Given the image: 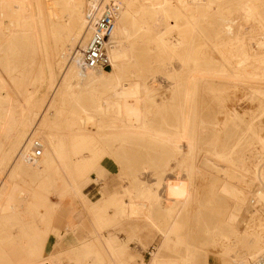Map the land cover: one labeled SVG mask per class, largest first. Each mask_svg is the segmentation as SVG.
Instances as JSON below:
<instances>
[{"label": "bare ground", "instance_id": "6f19581e", "mask_svg": "<svg viewBox=\"0 0 264 264\" xmlns=\"http://www.w3.org/2000/svg\"><path fill=\"white\" fill-rule=\"evenodd\" d=\"M92 2L54 0L52 11L41 0H0V138L4 140V146L3 142L0 144L1 233L19 234L16 230L8 232L3 221L18 216L27 207L37 212L42 201L64 186L67 200L83 198L91 209H102L110 203L114 205L116 221L134 220L143 222L146 229H153L160 242L145 264H195L190 244L181 235L178 218L190 191L183 179L167 180L160 170L150 185L134 172L132 184L122 188L121 196L111 194L94 203L82 197L79 185L90 180L97 161L92 146L95 139L130 143L132 161L139 157L141 148L177 159L187 150L194 152L197 96L204 85L213 90L211 82L222 79L257 91L255 85L264 84V0H94V20L112 2L119 7L108 48L111 66L107 71L82 73L75 61L90 36L89 27L93 23L87 21L86 12ZM236 15L241 16L244 26L249 24V36L242 31L243 25L237 22ZM204 23L212 25L224 42L218 49H226L220 67L204 62L205 66L193 56L196 41L204 39L201 30ZM145 40L149 45L138 50ZM153 51L166 62L154 66L150 58ZM65 62L66 76H63ZM159 71L170 82L168 103L157 104L155 89L146 86L144 73H149V80L157 78ZM4 78H8V84ZM100 88L107 89L103 97L95 95ZM16 96L21 103L14 100ZM85 98L88 106L81 103ZM11 99L18 112L10 108ZM65 112L72 122L63 127ZM244 128L259 144L254 169L239 174L235 168L218 166L225 178L251 188L245 202L233 191L231 200L238 205L236 214L229 211L215 228L217 239L226 241L223 249L230 259L227 264H256L264 253L263 238L246 230L240 233L236 228L240 208L249 218L256 212L264 213V138L252 123H245ZM35 138L40 140L43 158L28 161ZM191 159L183 160L180 166L187 179L195 173ZM148 161L149 167L159 168L151 158ZM238 162L245 170L240 158ZM22 164L37 166L35 170L41 178L34 186L17 184V169ZM77 169L81 173L75 176ZM78 175L79 181L75 179ZM95 228L96 243L102 241L108 254L114 256L116 241L98 233L102 228L97 221ZM147 238L144 234L138 240L143 250L150 244ZM192 249L199 252L195 247ZM0 250L8 264L15 263L4 249ZM81 250L79 244L78 252H74L79 257L72 259L74 264H94L88 246ZM161 253L172 256L161 257Z\"/></svg>", "mask_w": 264, "mask_h": 264}, {"label": "rangeland", "instance_id": "374dc122", "mask_svg": "<svg viewBox=\"0 0 264 264\" xmlns=\"http://www.w3.org/2000/svg\"><path fill=\"white\" fill-rule=\"evenodd\" d=\"M41 2L44 5L46 4L47 8L53 11L54 0H41ZM44 15L47 16L48 12H45ZM235 17L238 18L237 22L239 23L240 21V24L243 25L242 31L249 36V24H245L246 26H244V23H241V16L236 15ZM202 26H204V28L201 29L203 30L204 39L196 41V51L193 56L203 64L206 62L209 66L217 65L220 67V61L226 49L223 50L222 48L221 51H218V49L224 42L221 41V36L214 31L212 25L204 23ZM212 43L216 46L212 45ZM148 45L149 43L145 40L137 49L143 50V48H146ZM210 47H212V49ZM150 58L153 59L154 66L157 67L166 62L157 51L150 53ZM66 62L62 65L61 72L63 76H66L64 73ZM69 62L70 59L68 60V63ZM144 68H147V66H144ZM23 70L24 69H22V71ZM157 75H159L157 78L153 77L148 80L149 73L145 72L144 78L147 82L146 86L155 89V101L157 104L163 101L168 103L170 99V82L165 80L164 72L159 71ZM30 77L32 76L27 75V78ZM27 78L25 81H27ZM4 79L8 84V78ZM211 83H213V90H210L209 86L204 85L197 96L196 116L194 119V126L196 128V146L194 152L187 150L184 152L183 156L172 159L166 156L164 157L163 153L141 148L139 157L132 161L130 157L133 146L130 145V143H121V141H115L111 138H97L92 143L97 161L91 169L89 176L90 182H86V185L82 182V193L85 199L87 202L94 203L102 197H108L111 194L116 193L118 196H121L123 194L122 188L125 186L129 187L130 184H132L133 178L131 174L134 172L141 181L147 182L150 185L154 183L156 179L155 175L160 170L165 172V179L167 180H176L177 178L183 179L182 181L186 182L190 191L188 192V198L185 204L180 208L178 218L182 224L181 235L190 244V253L196 260L195 264H227L230 262L229 256L223 249V245L226 244V241H219L217 239L215 228L219 227V223L225 219L229 211H234L236 214L238 205H234L231 200L233 191L238 194L240 200L244 198L245 202V198L247 197L246 194L250 193L251 188L247 187L246 184H238L235 179L225 178L220 171V167L225 165L230 169L235 168V171L242 174L247 171V169L253 170L254 165L257 164L256 152L259 151V144L253 140L252 136L245 130V123H252L257 128L258 135L264 138V84H256L255 86L258 90L252 92L248 86L239 83L237 85L234 81L218 79ZM215 89L217 92L214 91ZM106 94L107 89L105 88H100L97 93H95L98 97L101 95V97H103ZM14 100L21 103V99L18 96H16ZM14 100L11 99L9 101L12 104L10 108L12 111L18 112L19 108L15 107ZM81 103L83 106H88V99H83ZM66 106L68 107V105ZM66 106H64L65 111H67ZM64 117L67 119L66 122L63 123V127H66V125H70L72 121L70 114L66 112ZM2 142V146H4V140L0 138V144ZM146 153H148L149 158L146 156ZM189 157H192L191 161L195 167V173L187 179L186 174L180 169V166L183 160ZM42 158L43 156L41 155L38 161H41ZM150 158L159 168L148 166V164H150L148 159ZM239 158L242 160L245 170L240 167L238 162ZM235 159L237 161H235ZM74 162H76V158ZM178 163H180V165ZM101 164H111L113 170L111 172H106V170L101 167ZM141 167H146V170L141 171ZM35 168H37L35 164L20 165L17 169V184L23 185L25 183L29 186H34L38 179L41 178V176L37 174ZM76 171L78 172L73 173L75 176L77 173H81V169H77ZM75 179L79 181L81 177L78 175ZM83 180L85 179H82V181ZM234 181L236 185H234ZM163 191V189L160 190L161 196L163 195ZM81 203L84 209L80 205L77 211V216L80 218L79 225L73 227H69L67 224L69 217L66 214V210L62 213L57 211L52 216V219L49 220V217H44L42 218L43 222H40L38 218L34 217L35 211H30L28 207L24 208L20 211L21 213L18 216H12L10 219L13 222L12 224H15L19 218L32 221V228L35 230L32 243L38 248L36 247L37 249L35 252H31L29 255H35L27 256L25 258L27 261L22 259L24 254H22L20 249L26 247V243L20 242L18 240L19 234L15 232L14 236L2 234L1 226L0 249H4L5 253L13 260V263L15 261L14 264H74L72 260L74 257H69L68 254L74 253L72 250H77L81 243H79L78 246L75 245L77 248L74 246L65 248L61 243L62 239L70 233L75 236L78 235V240L84 242L81 244L82 250L84 246L87 245L88 249L93 252L94 264H124L119 259L121 254L117 252V250H119V244H127L128 250L135 254H139L138 258L130 262L131 264H142V262L148 263L150 261L151 254L158 248L160 238L154 237V240L151 241L148 248L143 250L138 243L142 235L141 230L144 227L143 222L140 223L132 220L119 223V221H116L113 217L114 205L110 203L104 204V208L102 209H91L88 205L84 204L82 200L79 204ZM44 205H46V207L49 206V208L57 206L53 196H50L47 201L43 202L42 206ZM237 214V219L239 220L236 223V228L240 233L246 230L264 239V213L260 214V212H258L257 214L256 212L249 218L242 213V209L240 208ZM96 221L98 227L100 226L102 228V231H98V233H102L105 238H113L115 236L119 242L128 240L127 243L116 242L113 244V251L115 250L114 256L108 254L102 241L96 243L94 239L97 233L95 228ZM80 223H83V225L80 226ZM14 227L16 228L14 225L10 227L8 232L13 231ZM80 231L84 233L83 237L80 236ZM50 236L56 237L58 243L55 245L54 254L49 253V256H44V246ZM131 237H133V240H129ZM15 241L17 242L16 247L19 249V254H22L20 257L13 252L6 251L4 247L6 243L13 245ZM41 245L43 247H41ZM115 246H117V248ZM193 247L197 248L199 252L196 253L195 250L192 249ZM263 249L264 246L262 247V250ZM160 256L171 257L172 255L161 253ZM0 264H8L1 250ZM238 264L241 263L238 262Z\"/></svg>", "mask_w": 264, "mask_h": 264}, {"label": "crops", "instance_id": "0c3cea01", "mask_svg": "<svg viewBox=\"0 0 264 264\" xmlns=\"http://www.w3.org/2000/svg\"><path fill=\"white\" fill-rule=\"evenodd\" d=\"M101 167L103 169H105L106 172H111L113 170L111 164H101ZM89 182H90V180L87 181V183H89ZM87 183L84 182V185H86ZM79 188H80L79 190H80L82 197H84V194L82 193L83 183H81V185H79ZM63 190H66V189H64V186H61V187L55 189L51 195L55 198V202L57 204L56 207L49 208V206L46 207V205L42 206L43 202L48 200V198H49L48 197L44 201L41 202V204H40L41 208L35 213L36 216H34V217L38 218L40 222H43L42 218L49 217L48 219L50 220V219H52V216L57 211L59 213H62L63 211L66 210V212H67L66 214L69 217V221L67 222L68 226L73 227V226L79 225L80 218H78V216H77V214H78L77 211H78V208L80 207V205H81V207H83V209H84V206L82 203L79 204L80 203L79 199L70 198L67 200L66 194L64 193ZM82 201H83V198H82ZM122 222H129V221H119V223H122ZM12 223L13 222L11 221V219H5L3 221V224L6 228V230L10 229V227H12L13 225L16 226V228L14 227V230L20 232L18 240L20 242L26 243V247H22V249H20L22 254H24L22 259H25L27 256H32V255L34 256L35 254L29 255L31 252H35V250L38 248L35 244L32 243L33 242L32 240L34 238L33 235L35 234V231L32 228V221L31 220L30 221L25 220L24 218H22V219L19 218V220H17V222L15 224H12ZM98 223H99V221H98ZM81 225H83V223H80V226ZM143 226H144V224H143ZM141 233H142V235H144V234L148 235L147 241L149 243H151V241L154 240V237L160 238V236L155 231H153V229L150 230V229H146L145 227H143V229L141 230ZM111 235H113V234H111ZM80 236L81 237L84 236V233L81 231H80ZM133 237H131L129 240H133ZM112 239H114V241H116L117 243H122V242L127 243L128 242V240H126V241L123 240V241L119 242L115 236ZM16 241L13 245L6 243V245L4 247L6 248V251L13 252V253L17 254L18 257H20V256H22V254L21 255L19 254V249L16 247L17 246ZM57 243L58 242H57L56 237L50 236L47 239L45 246H44V256H49V253H53L55 245ZM61 243L65 248H68V247L70 248L71 246H75V245L78 246L79 243L83 244L84 242H80L78 240V235L75 236V235H72L69 233L62 239ZM139 245L143 249V246L140 243H139ZM41 247H43V246L41 245ZM115 247L117 248V246H115ZM118 248H119V250H117V252H119L121 254L119 259L124 264H131L130 262H133L136 258L139 257L138 253L135 254L134 252L128 250L127 244H124V245L119 244ZM81 251H83V250H81ZM72 252H78V249L72 250ZM68 256L69 257H79L78 253H76V254L75 253H69ZM142 264H145V262H142Z\"/></svg>", "mask_w": 264, "mask_h": 264}, {"label": "built area", "instance_id": "2783aa9c", "mask_svg": "<svg viewBox=\"0 0 264 264\" xmlns=\"http://www.w3.org/2000/svg\"><path fill=\"white\" fill-rule=\"evenodd\" d=\"M93 1L94 0H90ZM93 2L89 4L86 12V19L89 23H93L90 36L81 50L79 57L75 63L80 72L107 70L111 63L108 56V48L111 42V35L115 26V18L118 12V4L112 2L109 7L105 8L94 20L96 11ZM89 3V2H88ZM94 20V22H93ZM42 147L39 140H32L30 145V153L27 156L28 161H34L41 157ZM256 264H264V253L260 256Z\"/></svg>", "mask_w": 264, "mask_h": 264}]
</instances>
